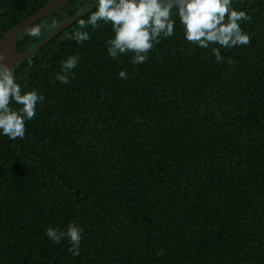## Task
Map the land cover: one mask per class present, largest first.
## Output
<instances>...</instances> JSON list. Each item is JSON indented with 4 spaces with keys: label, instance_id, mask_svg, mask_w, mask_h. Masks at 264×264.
Instances as JSON below:
<instances>
[{
    "label": "trees",
    "instance_id": "obj_1",
    "mask_svg": "<svg viewBox=\"0 0 264 264\" xmlns=\"http://www.w3.org/2000/svg\"><path fill=\"white\" fill-rule=\"evenodd\" d=\"M52 1L0 0V33ZM86 1L27 27L17 49H32ZM231 6L251 17L241 22L250 43L220 48L223 63L211 52L219 45L184 39L178 17L142 64L108 56L110 25L89 27L77 44L69 36L92 0L14 66L22 91L44 100L23 139L0 136V264H264V0ZM70 55L80 60L61 84ZM70 221L83 229L77 256L44 236Z\"/></svg>",
    "mask_w": 264,
    "mask_h": 264
},
{
    "label": "clouds",
    "instance_id": "obj_2",
    "mask_svg": "<svg viewBox=\"0 0 264 264\" xmlns=\"http://www.w3.org/2000/svg\"><path fill=\"white\" fill-rule=\"evenodd\" d=\"M231 5L232 0H95V10L86 20H79V30H74L69 39L77 44L86 42L90 39L89 27L95 30L100 24L110 25L113 35L106 41L108 56L118 60L131 54L130 63L138 65L149 58L148 53L162 38L174 35L175 17H178L184 39L204 49L219 45L211 47V52L217 63H223L220 48L231 49L250 43V36L242 29L241 22H247L251 17ZM55 26V23L36 25L27 34L40 37L44 28L50 31ZM79 60L78 55L68 56L61 62L55 79L68 84ZM118 77L126 79L127 73L121 70ZM43 100L44 96L36 89L22 91L14 70L0 62V136L9 140L23 139L25 122L34 118L37 105ZM13 103L19 107L13 108ZM82 233L83 229L70 221L63 229L46 228L44 236L55 245L67 240L69 253L77 256Z\"/></svg>",
    "mask_w": 264,
    "mask_h": 264
},
{
    "label": "water",
    "instance_id": "obj_3",
    "mask_svg": "<svg viewBox=\"0 0 264 264\" xmlns=\"http://www.w3.org/2000/svg\"><path fill=\"white\" fill-rule=\"evenodd\" d=\"M71 0H53L52 2L45 5L43 8L33 13L29 17L25 18L17 25L12 27L6 32L0 33V62L6 64L9 68L13 69L14 66L23 58L32 56L42 47H44L49 41H51L57 34L70 26L76 21L82 12L87 8L92 0H87L84 6L76 12L74 15L65 20L57 28H55L46 38L39 42L30 50L19 51L16 47V40L18 34L23 32L27 27L34 24L44 16L48 15L52 11L56 10L60 6L70 2Z\"/></svg>",
    "mask_w": 264,
    "mask_h": 264
}]
</instances>
